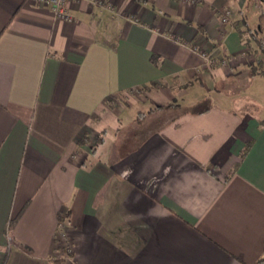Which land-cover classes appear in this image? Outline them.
Here are the masks:
<instances>
[{"label":"crops","instance_id":"1","mask_svg":"<svg viewBox=\"0 0 264 264\" xmlns=\"http://www.w3.org/2000/svg\"><path fill=\"white\" fill-rule=\"evenodd\" d=\"M247 7L69 0L65 23L0 0V264L260 258L264 108L235 96L254 57L235 25ZM210 94L228 104L190 112Z\"/></svg>","mask_w":264,"mask_h":264},{"label":"rangeland","instance_id":"2","mask_svg":"<svg viewBox=\"0 0 264 264\" xmlns=\"http://www.w3.org/2000/svg\"><path fill=\"white\" fill-rule=\"evenodd\" d=\"M258 2L257 0H248V7L246 9L247 12V23L250 29H255L257 26L258 21ZM261 39L264 40V32L259 36ZM251 54L254 55L251 59V63L254 64L256 68L255 71L259 72L262 71L264 73V53H260L259 50L252 46ZM250 63V64H251ZM258 69V70H257ZM250 70V68H249ZM251 71V70H250ZM242 86V85H241ZM243 89L239 91L235 96H238V102H242L244 100L249 101L252 105L256 106L257 108H264V75L255 74L248 80V84L243 85ZM207 96V95H206ZM205 95L202 96V99L199 101L198 104L194 105V109H190V112H196L198 110H202L204 108L225 103L228 104V101L221 102L220 99L216 98L213 94H210L206 97ZM244 99V100H243ZM120 103L124 106L126 103L122 100ZM140 108H134L130 111H124L120 122L122 125L126 126L127 121L129 118L136 117L137 113L140 112Z\"/></svg>","mask_w":264,"mask_h":264},{"label":"trees","instance_id":"3","mask_svg":"<svg viewBox=\"0 0 264 264\" xmlns=\"http://www.w3.org/2000/svg\"><path fill=\"white\" fill-rule=\"evenodd\" d=\"M257 2H258V6H257L258 7V21H257V26L255 27V29H250L247 26L245 17H242L241 21L236 23L235 25L242 23L247 28L246 33L248 34V37L246 38V40H244V46L247 50L251 51L252 46H254L259 50L260 53H264V40L259 37L264 32V0H257ZM199 30H201V29H199ZM156 60L157 59L152 58L151 62L156 65V63H157ZM254 68H256V67L254 66V64H252L250 67L251 71L249 70L247 72V75H246L247 76L246 77V84H248V80L251 77H253L255 74L264 75V73L262 71L257 72L254 70ZM152 87L156 88L157 85L152 84ZM146 88H143L142 90H145ZM112 101L115 102V99H113ZM170 108H178V106L172 104V105H169L167 107H158L157 110H159V109L160 110H168ZM157 110H155V111H157ZM102 143H103V139H102V137H100L98 140L97 146L102 145ZM251 144L252 143L250 142L245 146L244 150L240 154V159H243L246 156L247 152L249 151V149L251 147ZM18 217H19V215H17L12 220H10V222H9V228L10 229H12L15 226V224L17 223ZM60 219H61V216H60ZM254 264H264V244H263L262 254H261L260 258Z\"/></svg>","mask_w":264,"mask_h":264},{"label":"built area","instance_id":"4","mask_svg":"<svg viewBox=\"0 0 264 264\" xmlns=\"http://www.w3.org/2000/svg\"><path fill=\"white\" fill-rule=\"evenodd\" d=\"M33 4L42 7L49 8L54 17L62 22L70 23L72 22V17L67 11V3L69 0H30ZM95 4L101 5L100 1H95ZM229 13L225 12L222 14L221 23L226 24L229 20ZM69 251V249L67 248Z\"/></svg>","mask_w":264,"mask_h":264}]
</instances>
